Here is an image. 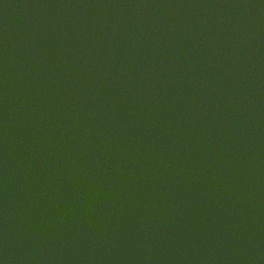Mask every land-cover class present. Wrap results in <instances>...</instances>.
I'll return each instance as SVG.
<instances>
[{"label": "water", "instance_id": "95a60500", "mask_svg": "<svg viewBox=\"0 0 264 264\" xmlns=\"http://www.w3.org/2000/svg\"><path fill=\"white\" fill-rule=\"evenodd\" d=\"M0 264H264V0H0Z\"/></svg>", "mask_w": 264, "mask_h": 264}]
</instances>
